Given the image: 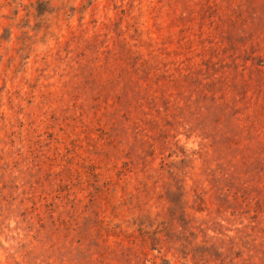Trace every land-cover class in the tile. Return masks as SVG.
<instances>
[{"label": "rangeland", "instance_id": "374dc122", "mask_svg": "<svg viewBox=\"0 0 264 264\" xmlns=\"http://www.w3.org/2000/svg\"><path fill=\"white\" fill-rule=\"evenodd\" d=\"M0 264H264V0H0Z\"/></svg>", "mask_w": 264, "mask_h": 264}]
</instances>
